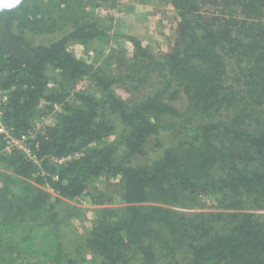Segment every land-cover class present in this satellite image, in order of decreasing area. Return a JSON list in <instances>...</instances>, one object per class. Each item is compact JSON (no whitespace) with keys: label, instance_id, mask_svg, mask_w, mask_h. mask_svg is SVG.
I'll use <instances>...</instances> for the list:
<instances>
[{"label":"trees","instance_id":"1","mask_svg":"<svg viewBox=\"0 0 264 264\" xmlns=\"http://www.w3.org/2000/svg\"><path fill=\"white\" fill-rule=\"evenodd\" d=\"M171 4L169 50L130 36L107 70L78 54L110 38L83 0H0L1 118L38 158L0 136V264H264V0Z\"/></svg>","mask_w":264,"mask_h":264},{"label":"rangeland","instance_id":"2","mask_svg":"<svg viewBox=\"0 0 264 264\" xmlns=\"http://www.w3.org/2000/svg\"><path fill=\"white\" fill-rule=\"evenodd\" d=\"M83 3L87 19L100 21L110 28L109 39L94 41L87 50L78 48L79 56L96 67L110 69L108 61H111L114 50L125 51L127 57L132 56V48L127 41L130 36H136L154 50H169V42L174 38L177 27L176 11L171 0H83ZM65 31L41 35L35 41L49 44L64 35ZM92 87L90 82L85 81L79 83L75 91H92ZM122 96L127 98L124 93ZM161 139L165 142L167 136L163 134ZM107 207H117V204ZM62 208V242L66 251L75 252L76 247L85 241L88 231L94 227V207L83 198L76 202L69 201Z\"/></svg>","mask_w":264,"mask_h":264},{"label":"built area","instance_id":"3","mask_svg":"<svg viewBox=\"0 0 264 264\" xmlns=\"http://www.w3.org/2000/svg\"><path fill=\"white\" fill-rule=\"evenodd\" d=\"M1 77L2 76L0 74V106H2V104L6 103L8 100L7 95L4 93L3 88L1 87V82H2ZM0 136L5 142V146H4L5 153L11 154L15 151H19L24 153L30 162L38 164V158L30 148L28 137L25 135H22L21 137H16L13 134V131H11V129H9L7 125L3 123V120L1 118V112H0ZM65 161L66 160L63 159L59 161L56 160L55 162L58 164H63Z\"/></svg>","mask_w":264,"mask_h":264}]
</instances>
